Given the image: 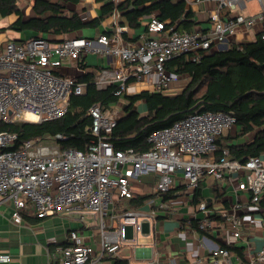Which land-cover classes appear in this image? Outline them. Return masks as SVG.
<instances>
[{
    "label": "built area",
    "instance_id": "2783aa9c",
    "mask_svg": "<svg viewBox=\"0 0 264 264\" xmlns=\"http://www.w3.org/2000/svg\"><path fill=\"white\" fill-rule=\"evenodd\" d=\"M112 2L118 9L121 0ZM213 2L215 7L206 30L166 28V22L154 15L149 18L148 36L137 44L125 40V26L120 25L117 15H114L115 28L111 35L74 36L57 42L44 36L7 41L0 52V122H42L64 116L69 111L71 97L83 94L87 87L66 62H80L88 54L112 57L111 70L101 73L96 85L106 88L115 84V94L122 97L130 85L144 81L153 82L155 90L174 88L181 78L168 71L166 64L177 56L187 54L197 61L220 49L222 44L229 46L239 33L243 34V41H251L258 34L264 39V0ZM250 2H256L259 10L246 15L237 13V10H247ZM113 107L104 109L96 103L89 107L94 139L85 152L62 149L58 140L67 136L60 133L54 136V142L49 137H35L18 149H11L17 134L0 131V205L12 204L14 222H23L25 213L39 218L60 211L92 213L100 222L101 253L105 254L116 252L126 241L127 226L141 232L143 224L154 218L156 210L128 209L122 211L116 230L109 229L107 223L110 209L116 207L119 199L132 197V181L142 175H157L156 191L160 193L170 191L180 177L184 191L193 197L207 175L222 182L226 176L231 178L236 173L240 174L238 190L248 191L255 203L262 198L263 157L252 156L245 161L230 159L227 155L220 159L207 157L216 149L217 136L235 127L232 111L190 113L154 131L149 136L153 148L140 152L133 148H114L110 137L123 114ZM231 179L230 185L234 186ZM239 203L236 199L234 209ZM198 208L207 214L200 223V228L205 229L211 225L212 211L205 201ZM225 216L234 228L235 237H241L236 210L226 212ZM69 238L73 243L63 247L62 264H87L94 249L77 231H72ZM212 254L216 257L215 264H232L227 248L215 247ZM10 261L9 254L0 253V264ZM166 264L177 263L171 259ZM249 264H264V246Z\"/></svg>",
    "mask_w": 264,
    "mask_h": 264
},
{
    "label": "trees",
    "instance_id": "16d2710c",
    "mask_svg": "<svg viewBox=\"0 0 264 264\" xmlns=\"http://www.w3.org/2000/svg\"><path fill=\"white\" fill-rule=\"evenodd\" d=\"M114 7L112 0H109L99 17L86 21L77 11L68 15L63 3L35 0L33 10L36 16L27 21L19 18L12 26L17 25L21 31L64 35L78 29L98 27L112 15ZM118 9L126 17L128 26L134 28L141 25L140 17L152 14L165 21L166 28L175 26L179 31H193L202 24L196 18L195 11L187 8L186 0H122ZM12 13H21L17 0H0V15ZM221 15H224V11ZM206 21L211 22V18ZM104 33L112 34L110 31ZM123 37L127 40L126 32ZM166 67L178 76L187 75L186 85L181 91L167 93L164 90L145 89L138 93L126 92L120 97L115 94L117 85L99 88L94 75L87 73L78 78L80 82L87 83L85 92L71 97L69 111L64 116L42 122H0V131L17 134L11 149H18L35 137L54 138L60 133L67 136L58 140L62 149L85 152L94 139L89 107L96 103L107 109L123 101L126 102L123 116L118 120L110 141L116 150L133 148L141 152L153 148L149 136L154 131L170 126L190 113L232 111L236 117L235 127L217 136L216 149L208 153L207 157L220 159L227 155L230 159L241 161L252 156L264 158V39L260 34L251 41H234L228 48L216 49L197 61L182 54L168 61ZM141 103L145 111L139 109ZM244 137H249V140L238 142ZM174 190L157 192L155 195H138L132 197L129 204L137 207L156 195L168 201L174 196ZM224 190L221 186L216 189L221 196ZM202 199V187L199 185L193 202L199 204ZM259 205L264 208V196L259 200ZM214 216L212 214L210 217ZM200 223L195 220L192 225L207 232L208 229L200 228ZM236 250L242 254L241 249Z\"/></svg>",
    "mask_w": 264,
    "mask_h": 264
},
{
    "label": "crops",
    "instance_id": "0c3cea01",
    "mask_svg": "<svg viewBox=\"0 0 264 264\" xmlns=\"http://www.w3.org/2000/svg\"><path fill=\"white\" fill-rule=\"evenodd\" d=\"M34 1L17 0L21 13L0 15V52L4 44L11 40L25 41L35 36H44L52 42H57L70 36L95 37L105 31L113 33L114 15L119 16L120 25L126 28L124 32L127 34V41L137 44L148 36L149 18L155 15L140 17L141 25L134 28L128 26L126 17L114 7L112 15L98 27L78 29L64 35L21 31L17 25L12 26L19 18L27 21L36 16L33 10ZM50 1L65 4L68 15L77 11L84 20L90 21L102 14L109 0ZM186 1L187 8H192L196 18L202 21L195 29L209 28L210 22L206 20L210 18V12H213L215 7L213 0ZM236 42L243 40L237 38ZM111 64V56L99 58L94 54H88L80 62H66V65H71L72 73L77 78L87 73L98 78L104 71L111 70ZM179 77L181 80L177 83H181L180 88H183L182 83L187 81L188 77L185 74ZM145 85L152 87L153 82L132 84L128 92L138 93L144 90ZM179 90L174 86L166 92L176 93ZM142 107L145 111L143 104ZM248 140L249 137H244L238 142ZM230 177L232 179L226 176L224 181L216 182L213 175H207L201 180L202 201L208 204L215 215L210 217L211 225L206 227L207 232H202L192 225L195 220L201 222L207 214L199 210L198 204L193 202V197L184 191L185 185L180 177L172 188L175 189L174 196L168 201H164L163 196L156 195L137 207L129 204L130 199L138 195H155L158 177L155 174H146L134 179L131 184L132 197L119 199L116 207L110 209L106 217L109 229L116 230L119 227L121 213L126 209H142L146 212L153 209L156 213L153 219L143 224L141 232H136L131 225L127 226V239L114 253H101L100 222L92 213L60 211L43 218L25 213L23 222L16 223L12 219V204L0 205V253L11 256V261L5 264H62V249L73 243L69 234L77 231L83 236V241L94 249L87 264H148L150 261H153L152 264H166L171 259H175L177 264H215L216 257L212 254L215 247L227 248L232 264H249L250 259L264 246V208L259 202L251 200L248 191L238 190L240 174L233 173ZM230 179L234 186L230 185ZM218 186L225 188L224 195L221 196L220 192L216 191ZM152 199L155 202H151ZM236 199L239 200L240 206L234 209ZM234 210L237 220L240 221L241 237H235L234 228L225 216L226 212L232 213ZM236 249H241L242 254Z\"/></svg>",
    "mask_w": 264,
    "mask_h": 264
},
{
    "label": "rangeland",
    "instance_id": "374dc122",
    "mask_svg": "<svg viewBox=\"0 0 264 264\" xmlns=\"http://www.w3.org/2000/svg\"><path fill=\"white\" fill-rule=\"evenodd\" d=\"M259 10V7H258V5H257V3L256 2H250L249 4H248V7H247V10H245V11H243V10H237V13H243V14H248V13H250V12H254V11H258ZM87 29V28H86ZM70 37H74V36H70ZM242 37H243V34L242 33H239L238 34V39L240 40V39H242ZM186 82L187 81H184L182 84L185 86L186 85ZM174 86H176L177 88H179L180 90L179 91H181L182 90V88H180V86H181V83H177V84H175ZM144 87V90L145 89H147L148 88V90L149 89H151V90H153L154 89V87L152 86V87H150V86H143ZM126 102H124V103H120V104H117V105H114V107H113V109L114 110H119V111H123V104H125ZM139 109L140 110H142L143 109V107H142V103L139 105ZM49 141H51V142H54L55 141V139L54 138H51V140H49Z\"/></svg>",
    "mask_w": 264,
    "mask_h": 264
},
{
    "label": "water",
    "instance_id": "95a60500",
    "mask_svg": "<svg viewBox=\"0 0 264 264\" xmlns=\"http://www.w3.org/2000/svg\"><path fill=\"white\" fill-rule=\"evenodd\" d=\"M124 29H126V28H124ZM226 48H228V45H227V44H222V45L220 46V49H226Z\"/></svg>",
    "mask_w": 264,
    "mask_h": 264
}]
</instances>
